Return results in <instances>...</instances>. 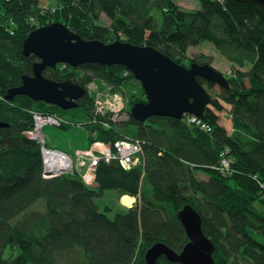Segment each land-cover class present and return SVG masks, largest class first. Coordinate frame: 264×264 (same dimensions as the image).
I'll list each match as a JSON object with an SVG mask.
<instances>
[{"label": "trees", "instance_id": "16d2710c", "mask_svg": "<svg viewBox=\"0 0 264 264\" xmlns=\"http://www.w3.org/2000/svg\"><path fill=\"white\" fill-rule=\"evenodd\" d=\"M51 1L44 8L42 0H0V123L8 124L0 128V264H146L157 243L176 252L189 243L178 216L187 205L202 217L216 264H264V244L252 236L264 237V9L234 0H198L196 10L181 8L180 0ZM103 15L109 26L102 25ZM53 23L87 41L148 46L186 67L212 65L203 54L188 61L191 47L208 42L234 75L226 76L229 88L199 78L213 97L200 124L189 122L190 114L135 119L133 105L146 101L142 89L129 97V120L106 129L91 123L93 99L85 95L79 126L91 144L139 140L143 163L130 170L101 163L92 186L78 174L45 178L40 145L24 135L33 128L31 112L63 118L70 112L6 95L38 62L23 54V42ZM44 75L84 88L97 81L121 93L140 84L121 65H58ZM226 158L230 169L221 171ZM106 192L114 197L102 211L97 201ZM124 196L136 198L135 205L122 206ZM39 201L45 213H29ZM114 205L121 212L111 216ZM158 264L179 263L162 257Z\"/></svg>", "mask_w": 264, "mask_h": 264}, {"label": "water", "instance_id": "95a60500", "mask_svg": "<svg viewBox=\"0 0 264 264\" xmlns=\"http://www.w3.org/2000/svg\"><path fill=\"white\" fill-rule=\"evenodd\" d=\"M234 1L259 5L264 9V0ZM22 52L27 57L35 55L38 62L33 65V75L23 76L22 86L10 89L6 100L12 101L23 95L63 111L78 109L86 89L71 80L59 83L46 78L44 71L55 69L59 64L72 68L93 63L125 67L140 83L146 96V101L135 103L131 109L132 116L142 122L156 116L179 120L187 114L203 117L213 97L199 78L221 88L230 86L227 77L211 65L192 63L186 67L148 46L122 41L104 43L83 40L61 23L34 30L23 42ZM2 127H8V124L0 123ZM112 165L117 167L118 163L113 162ZM178 216L189 243L181 252L157 243L146 253V264H158L162 257L179 264H216L213 257L215 246L203 231L201 215L187 205Z\"/></svg>", "mask_w": 264, "mask_h": 264}, {"label": "built area", "instance_id": "2783aa9c", "mask_svg": "<svg viewBox=\"0 0 264 264\" xmlns=\"http://www.w3.org/2000/svg\"><path fill=\"white\" fill-rule=\"evenodd\" d=\"M128 74L126 73V76ZM92 85L86 87V93L93 99V123L110 129L113 124L129 120L128 102L122 93L114 92L113 87H108L107 91H104L96 84L93 85L94 87ZM31 114L33 116V128L25 131L24 135L40 145L45 178H54L64 174H78L86 185L92 186L95 183L97 168L101 163L117 162L125 170L133 169L143 163V146L139 140L123 139L113 145H104L103 148H99L98 144H95L90 150H77L72 155L50 147L43 138L44 127L62 128L70 125V122L58 115L34 111ZM189 122L200 124L196 116H192ZM53 157L67 162V165L64 167L60 163L54 162ZM229 165V159H223L219 169L228 171ZM122 202H124L123 199Z\"/></svg>", "mask_w": 264, "mask_h": 264}, {"label": "rangeland", "instance_id": "374dc122", "mask_svg": "<svg viewBox=\"0 0 264 264\" xmlns=\"http://www.w3.org/2000/svg\"><path fill=\"white\" fill-rule=\"evenodd\" d=\"M52 3V4H51ZM54 5L53 1L51 0H42V6L44 8L52 7ZM178 5L186 10H196L200 7V2L198 0H180ZM54 7V6H53ZM56 8V7H55ZM55 10V9H54ZM102 25L109 26L111 21L106 17L102 16ZM203 54L212 59V65L216 70L223 73L225 76H233L234 75V69L230 62H228L224 57L220 55V53L214 48V46L208 42L203 43L197 47H191L188 51L189 60H192L194 57ZM192 64V63H191ZM191 64L187 63L188 67L191 66ZM61 65V68L66 69V64H59ZM243 71H247V68ZM92 84V83H91ZM94 85V84H93ZM92 85V86H93ZM101 90L107 91V88L110 87L108 85H104L103 83L97 82L96 84ZM140 84L135 83L133 84V87H130L123 92L128 104H129V97L132 94L140 93L142 90V86H139ZM89 86V85H88ZM95 86V85H94ZM93 86V87H94ZM116 92V91H114ZM143 100H146V96H143ZM70 113L66 114L67 119H69L72 124L67 129H62L55 126H46L44 127L43 131V138L46 140V143L48 145V141L53 140L52 142L56 143L58 145H53L55 148H58L59 150H69L70 152H76L77 150H83L90 146L89 140H88V134L87 129L85 127L79 126L82 124L84 118H83V110L73 109L68 111ZM48 140V141H47ZM57 146V147H56ZM66 152V151H64ZM42 157V156H41ZM43 163V162H42ZM200 178H206L203 175L199 176ZM114 197L113 192H106L104 197L99 199L97 201L98 205L101 207L102 211L104 210L105 202H110V199ZM120 203L122 206L127 207L123 202L122 199L120 200ZM115 211L111 213V216H114L116 213L121 212L119 206H115ZM131 208V207H127ZM30 212H41L42 214L45 213L46 207L44 201H39L36 205L31 207L29 209ZM16 222V220H15ZM252 236L258 240L260 243L264 244V237L260 236L258 233L253 232Z\"/></svg>", "mask_w": 264, "mask_h": 264}, {"label": "crops", "instance_id": "0c3cea01", "mask_svg": "<svg viewBox=\"0 0 264 264\" xmlns=\"http://www.w3.org/2000/svg\"><path fill=\"white\" fill-rule=\"evenodd\" d=\"M53 3H54V1H53ZM92 84H97V81H95V82H93ZM92 84H90V85H92ZM119 93H121V92H119ZM123 94V93H122ZM124 95V94H123ZM93 115H94V109H93V114H92V118L90 119V121H91V123H93ZM65 119L68 121V119H67V117H65ZM94 124H96V123H94ZM97 125V124H96ZM105 128V127H104ZM106 129H108V128H106ZM87 134H88V132H87ZM88 140H89V143H90V146L89 147H87V148H85V149H83V150H90V149H92L93 147H94V145L95 144H98V147L99 148H103L104 147V145H107L106 143H103V142H96V143H94V144H91V142H90V139H89V134H88ZM48 141V140H47ZM53 140H50V141H48V145L50 146V147H54L53 145H58L57 144V142L56 143H54V142H52ZM57 147V146H56ZM55 148V147H54ZM58 149V148H57ZM63 151H66L67 153H70V154H73V152H70L69 150H63ZM128 197H130V196H128ZM131 198V197H130ZM133 200H134V203H133V206L135 205V203H136V198H132Z\"/></svg>", "mask_w": 264, "mask_h": 264}, {"label": "bare ground", "instance_id": "6f19581e", "mask_svg": "<svg viewBox=\"0 0 264 264\" xmlns=\"http://www.w3.org/2000/svg\"><path fill=\"white\" fill-rule=\"evenodd\" d=\"M38 29V28H37ZM13 36V35H12ZM28 37V36H27ZM133 44V43H132ZM23 83V82H22ZM22 85V84H21ZM145 95V94H144ZM143 98V97H142ZM144 101V100H143ZM41 103H43V102H41ZM58 109H60V108H58ZM65 112H67V111H65ZM69 126V125H68ZM67 127V126H66ZM231 128V127H230ZM53 160H54V162H56V163H60L62 166H66L67 165V162H63L61 159H58L57 157H53ZM57 160H59V161H57ZM123 203L127 206V207H131V206H133V203H134V200L132 199V198H130V197H128V196H125L124 198H123ZM150 249V248H149ZM171 263H173V262H171Z\"/></svg>", "mask_w": 264, "mask_h": 264}, {"label": "clouds", "instance_id": "9594fccd", "mask_svg": "<svg viewBox=\"0 0 264 264\" xmlns=\"http://www.w3.org/2000/svg\"><path fill=\"white\" fill-rule=\"evenodd\" d=\"M85 89H86V87H85ZM86 95H87V93H86ZM61 117V116H60ZM49 146V145H48ZM70 154V153H69ZM72 155V154H71Z\"/></svg>", "mask_w": 264, "mask_h": 264}]
</instances>
